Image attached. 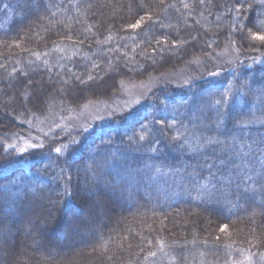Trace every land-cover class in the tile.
Returning <instances> with one entry per match:
<instances>
[{"label":"trees","instance_id":"obj_1","mask_svg":"<svg viewBox=\"0 0 264 264\" xmlns=\"http://www.w3.org/2000/svg\"><path fill=\"white\" fill-rule=\"evenodd\" d=\"M37 10L42 19L35 20ZM260 36L264 0H0L4 96L5 74L28 89L25 99L30 95V66L56 84V78L70 84L65 99L76 107L90 92L106 94L123 80L152 76L172 60L178 64L230 41L263 55L186 91L161 92L126 123L72 133L68 141L79 142L67 148L63 140L52 147L45 138L44 146L23 151L32 130L16 117L0 120V231L15 243L11 263L61 264L55 252L40 262L17 232L38 214L24 211L33 200L52 209L43 226L45 247L91 239L86 250L95 264H264ZM170 51L178 54L170 59ZM45 97L27 104L41 106ZM146 200L154 206L145 207ZM70 220L85 226L84 234L68 228Z\"/></svg>","mask_w":264,"mask_h":264},{"label":"rangeland","instance_id":"obj_2","mask_svg":"<svg viewBox=\"0 0 264 264\" xmlns=\"http://www.w3.org/2000/svg\"><path fill=\"white\" fill-rule=\"evenodd\" d=\"M35 15V20L42 19L43 12L37 10ZM33 22L35 23L36 21L31 20L30 23L32 24ZM182 24H186L185 21L182 22ZM200 27L201 26H199V28ZM200 45L201 47L198 48L203 49L204 45H202V43ZM170 52V56L168 57L170 59H172L171 54H178L175 51ZM199 53H203V55ZM199 53L196 54L197 56H193L187 60H178V64L172 60L166 69L161 67L160 69L164 70H160V72H157L152 76L148 77L147 75L141 78H136L135 81L128 79L116 83V87L112 88L110 92L106 94H92L90 92L88 98L84 99L78 106L75 103L76 107L69 106L71 101L67 98L65 99L67 96V87L71 91L72 86L70 84L68 86L64 85V82L66 84V81L63 79L56 78L55 82L58 83L56 84L52 81V77L49 76L47 78V76H44L39 72L37 73L36 68L30 66L29 71L33 73L32 77L34 80H32V82H26L28 88L31 89V93L25 99L24 94L28 89L21 88L24 85L19 88L16 85H13L12 76L10 74H5L3 82L5 85L4 87L7 90V95L4 96L3 92L0 94V120L4 121L7 120V118L12 120L16 117L13 120L16 119L15 121L17 122H23L24 127L30 131L32 130L31 132L29 131L30 133L27 138L23 140V151L35 148L37 143L38 146H44L46 142L45 138L50 144H52V147H54L59 140H63L65 141V144H62L61 146L67 148L69 144L72 145L79 142L68 141V137L71 138L72 133L79 132V136H85L91 131L98 130L107 124H121L124 121L126 123L139 108L148 103L150 104L153 101V97L161 94V92L175 94L177 92L186 91L195 83L203 82L211 78H219L218 76L221 74L232 71L233 68L241 64L248 67L250 66L251 61L259 60L258 58L263 57L262 54H260L259 56L261 57L258 58V54L249 55L247 52L242 51L239 45L233 41L222 45L220 48H217L212 52L203 51ZM251 55H255L256 58L253 59ZM52 82L55 84L53 87H51ZM48 85L50 87H48ZM41 93L44 96L46 95L41 102V106L35 103L32 104V106L27 104L31 100L34 101V99L38 97V94ZM17 102L21 103L20 108H17V106H19ZM24 115H26V119L28 118V120L31 116H34L35 121H22L21 118ZM37 116L41 117V120H38ZM51 121L54 123V127L52 125V128L46 132L41 129V126L47 125V123L51 124ZM31 126H34L35 128L31 129ZM17 133L26 134L27 131H25V129H20ZM89 188L88 184L86 185L84 183L83 189L88 192ZM29 203L30 204L25 207L24 211H37L38 214L34 217L35 219L30 220L26 225L18 224L19 229L17 232H22V235L25 237V242L27 243H25L27 245V250L32 251V253L40 259V262H42L41 260H46L47 257H51L52 252L58 253L59 256H61V264H95L97 262L94 259V256H89L92 254L89 252L91 250H86L87 246L94 241H91V239H85L84 237V243H81L76 239L69 244L58 245V247H62L60 250H57L58 247L55 248L54 251L46 248L42 233H44L43 226L46 225V222L49 219V211H52L51 206L47 207L42 203H33V200ZM145 203V207L147 208L149 206H154L149 200H146ZM95 206L98 207V205ZM139 207L141 208L142 206ZM96 210L99 211L100 208ZM136 210L137 209H135V211ZM98 211L96 212L98 213ZM116 216L117 222L120 220L121 215L118 214ZM107 217H110V214H107ZM36 220V227H34V221ZM102 221L105 222L106 220L102 218L101 224L103 223ZM38 222L40 223L39 225H37ZM29 223H32L33 226L31 225L28 227ZM78 227L81 228L84 234L85 226H79L74 220L69 221L68 228L73 232H75ZM94 232L95 235L92 238H94V240L96 239L95 242H98L97 244H99L102 237L98 235L97 230H94ZM9 234H11L12 239L13 234ZM3 239L5 238H2V233L0 231V264L6 262L8 264H13L9 260V256L10 253L13 252L15 243L9 239ZM5 244L7 247L6 249L4 248ZM96 247H99V245ZM58 254H56V256H58ZM91 260H93L94 263H92ZM22 262L28 264L26 260H22Z\"/></svg>","mask_w":264,"mask_h":264},{"label":"snow or ice","instance_id":"obj_3","mask_svg":"<svg viewBox=\"0 0 264 264\" xmlns=\"http://www.w3.org/2000/svg\"><path fill=\"white\" fill-rule=\"evenodd\" d=\"M134 27H140V25L137 23L136 25H134ZM258 39H261V40H264V36H260V37H257ZM57 151H59V150H57ZM225 230V228H221V231H224Z\"/></svg>","mask_w":264,"mask_h":264}]
</instances>
